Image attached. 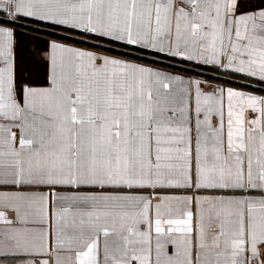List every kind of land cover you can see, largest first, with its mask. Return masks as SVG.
I'll list each match as a JSON object with an SVG mask.
<instances>
[{"label":"snow or ice","instance_id":"6c2138e0","mask_svg":"<svg viewBox=\"0 0 264 264\" xmlns=\"http://www.w3.org/2000/svg\"><path fill=\"white\" fill-rule=\"evenodd\" d=\"M0 264H264V0H0Z\"/></svg>","mask_w":264,"mask_h":264}]
</instances>
